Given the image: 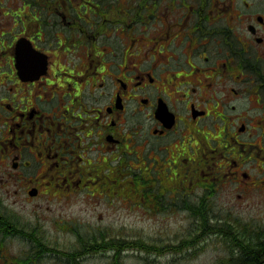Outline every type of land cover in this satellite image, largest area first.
Returning a JSON list of instances; mask_svg holds the SVG:
<instances>
[{"label": "flooded vegetation", "instance_id": "af4514ba", "mask_svg": "<svg viewBox=\"0 0 264 264\" xmlns=\"http://www.w3.org/2000/svg\"><path fill=\"white\" fill-rule=\"evenodd\" d=\"M260 197L264 0H0V264L110 259L122 207L257 234L211 211Z\"/></svg>", "mask_w": 264, "mask_h": 264}, {"label": "rangeland", "instance_id": "374dc122", "mask_svg": "<svg viewBox=\"0 0 264 264\" xmlns=\"http://www.w3.org/2000/svg\"><path fill=\"white\" fill-rule=\"evenodd\" d=\"M224 199L223 196L219 202L222 204ZM115 203L119 204L120 201L115 200ZM225 208V205L215 204L211 215H216L221 219L226 217L232 220L241 218L259 220L264 225V200L261 197L255 206L245 208L243 212ZM100 211H102L101 206ZM80 213L85 219H90L88 213L87 215L85 212ZM186 215L182 210L176 213L166 210L164 223L162 224L161 220L153 223L149 213L145 218L136 209L122 207L106 215L102 220L103 227L98 225L102 229L120 235L123 241H126V238L142 241L143 234L151 237L145 242L148 245L146 247L133 248L134 250L120 248L119 264H225L224 260L231 258V251L226 247V240L215 234H200L202 230L196 229ZM109 223H114L115 226L106 229L105 226ZM94 224L82 228L85 236L91 235L89 230H92ZM63 246L71 251L78 247V241L74 237H67ZM94 255L85 259L83 264H111L113 261L110 254L112 257L110 259L102 254Z\"/></svg>", "mask_w": 264, "mask_h": 264}, {"label": "trees", "instance_id": "16d2710c", "mask_svg": "<svg viewBox=\"0 0 264 264\" xmlns=\"http://www.w3.org/2000/svg\"><path fill=\"white\" fill-rule=\"evenodd\" d=\"M196 211L193 212L194 218L196 219H209L210 211L207 207H203L202 205H197L195 208ZM219 218V217H217ZM228 219V218H223ZM229 220H232L231 218ZM241 224V223H240ZM200 227V226H199ZM246 226L244 227V229ZM199 230V228H196ZM263 228L261 227L260 230ZM209 231H220L224 230L227 232V235L223 238V240H226V247L231 251L232 257L235 255V259L233 262H238L239 260L242 261L243 264H258L256 263L257 260L261 259V261H264L262 258L264 257V235L262 233H243L241 232V229L237 227L236 225L232 226H224V227H210L208 229ZM251 230V226L245 229V231ZM83 244L85 251L87 247H91L93 243V239L88 236H85L83 239ZM141 242L140 239L132 240L131 243H123L122 240L117 239L115 244L106 243V246L111 245L113 248L111 249V254L114 253V250L116 251L113 256V261L111 264H119V250L120 248H126L128 250L131 248V250H134L133 248H140V247H146L147 244ZM80 243L78 242V246ZM102 246V245H101ZM150 246V245H149ZM115 248V249H114ZM152 248V247H150ZM174 248V247H173ZM64 253L71 254V251H65ZM230 255V256H231ZM229 256V257H230ZM245 259V260H244ZM225 264H228L229 259L225 261Z\"/></svg>", "mask_w": 264, "mask_h": 264}, {"label": "bare ground", "instance_id": "6f19581e", "mask_svg": "<svg viewBox=\"0 0 264 264\" xmlns=\"http://www.w3.org/2000/svg\"><path fill=\"white\" fill-rule=\"evenodd\" d=\"M259 232L264 235L263 230H260ZM259 232H257V233H259ZM234 259H235V255L229 259L228 264H243L241 260H239L238 262H233ZM262 259L264 260V257ZM263 262L264 261H261V259H259V260L256 261V263H258V264H263Z\"/></svg>", "mask_w": 264, "mask_h": 264}]
</instances>
